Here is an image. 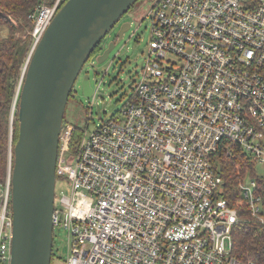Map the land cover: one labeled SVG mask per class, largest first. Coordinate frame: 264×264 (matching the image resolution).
<instances>
[{
    "label": "built area",
    "instance_id": "1",
    "mask_svg": "<svg viewBox=\"0 0 264 264\" xmlns=\"http://www.w3.org/2000/svg\"><path fill=\"white\" fill-rule=\"evenodd\" d=\"M48 1L31 14L28 60L67 0ZM151 13L126 105L92 130L63 123L56 183L68 186L55 189L53 222L68 232L66 264H241L233 229H264V198L247 175L232 204L215 155L238 147L264 164V0H157ZM1 196L0 264H11L10 179Z\"/></svg>",
    "mask_w": 264,
    "mask_h": 264
},
{
    "label": "water",
    "instance_id": "2",
    "mask_svg": "<svg viewBox=\"0 0 264 264\" xmlns=\"http://www.w3.org/2000/svg\"><path fill=\"white\" fill-rule=\"evenodd\" d=\"M136 1L67 0L27 62L11 174V264H52L57 160L67 104L85 63ZM130 26L122 23L118 42ZM115 45L111 40L97 60H106ZM82 83L90 96V79L85 76Z\"/></svg>",
    "mask_w": 264,
    "mask_h": 264
},
{
    "label": "trees",
    "instance_id": "3",
    "mask_svg": "<svg viewBox=\"0 0 264 264\" xmlns=\"http://www.w3.org/2000/svg\"><path fill=\"white\" fill-rule=\"evenodd\" d=\"M39 2L40 0H0V203L3 187L8 179L11 182L14 147L19 136V102L32 46L30 31L34 21L31 14ZM25 31L27 36L22 38L20 33ZM97 50L98 47L92 55ZM64 122L68 121L64 118ZM79 137L80 132L76 129L72 141L74 149ZM215 162L217 171L225 181L226 194L232 204L240 206L241 203L237 204L234 199V189L239 180L247 175L257 181V189L264 198V174L258 172L254 157L237 147L232 154L220 150L215 155ZM233 243L234 253L241 264H247L249 260L264 264V229L259 228L257 222L243 219L238 222L233 229ZM54 257L53 251L52 263Z\"/></svg>",
    "mask_w": 264,
    "mask_h": 264
},
{
    "label": "rangeland",
    "instance_id": "4",
    "mask_svg": "<svg viewBox=\"0 0 264 264\" xmlns=\"http://www.w3.org/2000/svg\"><path fill=\"white\" fill-rule=\"evenodd\" d=\"M156 2L157 0H139L133 14L129 17L130 28L124 32L121 40L110 51L108 58L99 62L97 57L92 55L85 63L65 112V120L73 126L92 130L102 119H109L112 114L126 105L135 81L141 79L142 68L146 65L152 38L151 12ZM20 34L22 38L27 36L26 31ZM106 40L107 38L104 41ZM167 57L173 59L178 65L182 63V59L176 54H169ZM85 76L90 79L91 86L96 91L94 98L84 92L82 81ZM112 104L114 108L109 109ZM99 112H102V118ZM257 166L258 172L264 174V164L258 162ZM249 178L252 177L249 175ZM67 186L66 180L58 179L56 183L58 194ZM57 206L59 207V201ZM54 252L52 264H66L69 254L68 232L63 227L54 229Z\"/></svg>",
    "mask_w": 264,
    "mask_h": 264
},
{
    "label": "flooded vegetation",
    "instance_id": "5",
    "mask_svg": "<svg viewBox=\"0 0 264 264\" xmlns=\"http://www.w3.org/2000/svg\"><path fill=\"white\" fill-rule=\"evenodd\" d=\"M134 10H135V8L130 10L128 13H126V15H124L122 17V19L116 24V26L107 34V36L102 40L101 44L98 46V50H97V52L95 53V55L93 57H97L99 54L103 53L104 50L108 47L109 42L111 40H114V42L116 44L118 43V39H119L118 31L120 30L121 25H122L123 22L129 21V17L133 14ZM106 38H107V40L104 41Z\"/></svg>",
    "mask_w": 264,
    "mask_h": 264
}]
</instances>
